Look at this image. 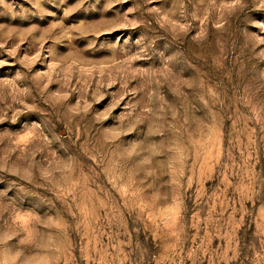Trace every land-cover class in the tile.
I'll use <instances>...</instances> for the list:
<instances>
[{"label":"rangeland","instance_id":"1","mask_svg":"<svg viewBox=\"0 0 264 264\" xmlns=\"http://www.w3.org/2000/svg\"><path fill=\"white\" fill-rule=\"evenodd\" d=\"M0 264H264V0H0Z\"/></svg>","mask_w":264,"mask_h":264}]
</instances>
